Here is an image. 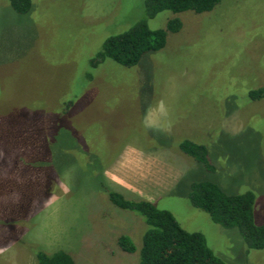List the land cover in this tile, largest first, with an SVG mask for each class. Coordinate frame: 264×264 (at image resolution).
<instances>
[{"label": "rangeland", "instance_id": "rangeland-1", "mask_svg": "<svg viewBox=\"0 0 264 264\" xmlns=\"http://www.w3.org/2000/svg\"><path fill=\"white\" fill-rule=\"evenodd\" d=\"M32 2L18 13L0 0V264H37L36 250L58 249L75 264H136L147 225L101 181L169 210L226 264H264V247L247 250L236 227L189 199L201 180L251 191L264 223V98L249 95L264 85V0L162 10L148 25L178 16L181 29L129 67L90 61L143 16L144 0ZM184 138L207 147L213 170L179 149Z\"/></svg>", "mask_w": 264, "mask_h": 264}, {"label": "trees", "instance_id": "trees-1", "mask_svg": "<svg viewBox=\"0 0 264 264\" xmlns=\"http://www.w3.org/2000/svg\"><path fill=\"white\" fill-rule=\"evenodd\" d=\"M8 2L18 13L28 12L33 5L32 0ZM219 2L220 0H144L143 16L125 30L106 37L101 48L92 57L91 65L97 66L105 58H111L120 65L132 66L145 53L161 49L168 34L177 32L182 27L178 16L170 18L164 27L159 28H151L147 23L149 18L162 10L174 13L207 12ZM249 95L254 100L264 98V85L250 90ZM68 102L71 105L72 100ZM178 147L207 169H214L204 144L184 138L179 141ZM81 149L87 152L85 146ZM100 188L114 205L139 213L147 225L138 249L136 264H226L213 253L201 232L184 229L169 210L159 208L145 199L127 198L102 181ZM189 199L194 207L208 213L213 222L225 227H236L247 245V250L264 247V223L254 222L255 196L251 191L228 194L217 184L201 180L192 183ZM117 244L124 252L134 253L137 250L126 234L117 237ZM35 257L37 264H75L73 257L62 249L51 253L36 250Z\"/></svg>", "mask_w": 264, "mask_h": 264}]
</instances>
